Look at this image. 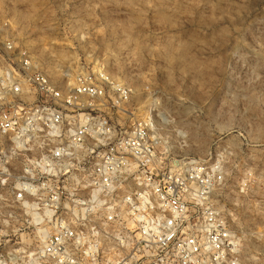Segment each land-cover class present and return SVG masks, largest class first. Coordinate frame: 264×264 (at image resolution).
<instances>
[{
    "label": "rangeland",
    "instance_id": "rangeland-1",
    "mask_svg": "<svg viewBox=\"0 0 264 264\" xmlns=\"http://www.w3.org/2000/svg\"><path fill=\"white\" fill-rule=\"evenodd\" d=\"M7 42L59 86L100 66L128 87L124 115H106L121 133L152 125L156 167L218 160L212 201L235 264H264V0H0ZM9 197L0 183V264L39 243L36 217Z\"/></svg>",
    "mask_w": 264,
    "mask_h": 264
},
{
    "label": "built area",
    "instance_id": "built-area-1",
    "mask_svg": "<svg viewBox=\"0 0 264 264\" xmlns=\"http://www.w3.org/2000/svg\"><path fill=\"white\" fill-rule=\"evenodd\" d=\"M0 52V183L39 235L8 264H235V232L212 201L218 160L160 169L152 125L121 133L106 115L123 116L131 91L102 67L63 87L24 48Z\"/></svg>",
    "mask_w": 264,
    "mask_h": 264
},
{
    "label": "bare ground",
    "instance_id": "bare-ground-1",
    "mask_svg": "<svg viewBox=\"0 0 264 264\" xmlns=\"http://www.w3.org/2000/svg\"><path fill=\"white\" fill-rule=\"evenodd\" d=\"M156 104V103H155ZM26 213H29V211H26ZM31 217L35 218V215L33 212L30 213Z\"/></svg>",
    "mask_w": 264,
    "mask_h": 264
}]
</instances>
